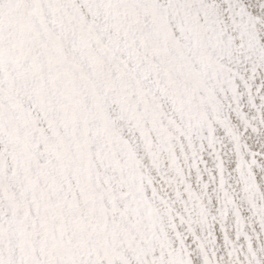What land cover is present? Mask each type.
Here are the masks:
<instances>
[{"label":"snow or ice","instance_id":"obj_1","mask_svg":"<svg viewBox=\"0 0 264 264\" xmlns=\"http://www.w3.org/2000/svg\"><path fill=\"white\" fill-rule=\"evenodd\" d=\"M0 264H264V0H0Z\"/></svg>","mask_w":264,"mask_h":264}]
</instances>
